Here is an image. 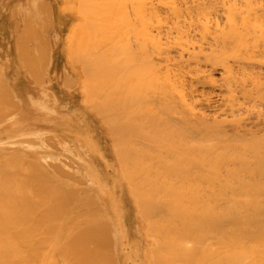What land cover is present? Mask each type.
<instances>
[{"label":"bare ground","instance_id":"1","mask_svg":"<svg viewBox=\"0 0 264 264\" xmlns=\"http://www.w3.org/2000/svg\"><path fill=\"white\" fill-rule=\"evenodd\" d=\"M43 1L15 4L24 13L12 28L19 53L0 54V264H121L124 225L85 146L66 137L71 144L60 145L50 132L51 146L67 145L47 149L48 131L27 129L40 98L6 76L11 62L19 80L37 81L46 67L34 54L40 36L30 40L49 18ZM64 1L78 22L69 39L76 70L62 84L83 90L111 127L116 172L141 219L139 264H264V131L247 135V125L234 136L228 126L229 116L244 121L264 106V0Z\"/></svg>","mask_w":264,"mask_h":264},{"label":"rangeland","instance_id":"2","mask_svg":"<svg viewBox=\"0 0 264 264\" xmlns=\"http://www.w3.org/2000/svg\"><path fill=\"white\" fill-rule=\"evenodd\" d=\"M1 2H0V4H1V6H0V22H2V23H0V35H1V37H0V48H1V51H0V54H5V55H8V56H6V59H9V57H10V59L8 60V61H10L11 60V58H13V56L14 55H16L17 53H19L17 50H16V47L14 46V43H15V37H16V40H17V38H19V37H17L18 35H16L15 37H14V32L16 31V30H13L12 31V28L13 29H19L18 27L20 26V25H23V23H20V19L19 18H17V16L18 17H20V16H22L24 13H23V11H21L20 10V12H19V10L17 9V11H16V13L15 12H13V11H15L16 9H15V7H16V5H17V7H18V5L19 4H21L22 6L23 5H25V3L27 2V3H29V1L31 2V3H33L34 4V2H32V1H34V0H29V1H26V0H0ZM37 0H35V2H36ZM38 1H40V2H37L38 3V5L43 9V7H44V4L45 3H42V0H38ZM58 1V2H57ZM14 2V3H13ZM21 2V3H20ZM43 2H46L47 4L46 5H48V6H50V11H49V18H48V20H47V22L46 21H44V20H42L41 21V23H45L44 25H42L40 22V24L38 25V20L40 21L41 19H42V17H41V15H43V13L41 12V11H39V9H38V5H35V7L37 8V9H35L36 10V12H34V13H39V16L41 17V19H36V18H40L39 16H37V15H34V17L33 18H35L34 20H36V22L34 21V24L33 25H31L32 27H34V26H36V25H38V27L36 26V27H34L35 28V36L32 38V39H30V40H33V42H36V41H38V45H40V46H42V47H40L39 46V48L37 47V49L39 50H37V51H34V54H36L37 55V53H42V52H44L43 53V55H45L46 57H44L42 54V56H40L39 54L37 55L38 57H43L42 58V60H44V62L46 63H44V62H42L43 64L41 65V64H39V68H43L42 66H46V67H44V70H43V72H44V74H43V72H42V74H43V76H42V74L41 73H39L38 75H40V76H37L36 78L38 79L37 81L39 82V83H37V81L35 82L34 81V79H32V78H30V77H25L23 80H19L18 79V76H16V72H17V70L16 69H18V63L17 64H15L14 66H13V64H12V62L11 63H9V65H10V67L8 68V71H7V78L8 79H14L15 81H16V83L18 84V86H19V88H23V87H26L27 88V90H29V92H30V95L34 98V99H39L40 98V103L38 102L39 100H32L34 103H35V106L33 107V105H32V107L35 109V110H37V112L35 113V114H33L32 116H31V121H30V125H31V127L29 126V122L27 123V129H29V128H31V129H35V130H39V131H41V132H45V131H48V132H46V136L45 135H43V136H45L46 137V140H45V138H44V140H42V141H47L48 140V144H49V141H51V142H53L52 141V139L54 138L55 140H57L56 142L57 143H59L60 145H62L63 143H72V141H73V143H72V145L74 144L75 146H78L79 147V143H80V147L81 146H85V148H84V150L87 152L86 153V156H85V159H86V161L87 162H89V164H91V166H92V168L94 169V171L96 172V174H97V180H96V183L98 184V187L100 188V190H103L104 189V191H105V193L106 194H110V195H112V198L114 199V201H115V203H116V206L118 207V210H119V213H120V217H121V219H122V222H123V225H124V229H125V235H124V237H123V239H122V243H121V245L118 247V251H120V252H118V256H119V259H120V261L122 262L121 264H139V261H138V259H137V257H136V255H135V249H136V247H140L141 245H142V241H143V236H142V233H141V230H140V225H141V219H140V216L139 215H137L138 214V210H137V206H136V204H135V202H134V199H133V196H132V194L130 193V190H129V188H128V184H127V182L126 181H121V178L120 177H118V174H117V160H116V156H115V153L113 152V136H111L112 135V131L110 130V125L109 126H106L105 125V123H107V122H105V121H102V119H101V116L99 117L98 116V113L96 112V113H93L92 111H91V109H89V105L87 104V102L85 103V99H87V97L85 96V92L83 91V90H81L80 88H77V86H73V87H69L70 88V90L66 87V85H64V84H62V80H63V78H62V76H63V73L64 72H66V73H68L69 75H74V72H75V64H74V62L72 61V58L70 59V57H72V56H70L71 55V53H70V42H69V39L71 38L70 36H72V34L74 33V30H72V29H75L76 28V21L78 22V20H76L77 18L76 17H74V15L72 14V13H70V11L69 10H67V12H66V10H65V6H67L66 5V3L64 4V0H44ZM30 3V4H31ZM36 3V4H37ZM59 3V4H58ZM16 4V5H15ZM29 4V5H30ZM41 4H42V6H41ZM57 4V5H56ZM14 5V6H13ZM34 6V5H33ZM2 7V8H1ZM8 7V8H7ZM39 7V8H40ZM9 8H10V10H9ZM19 8V7H18ZM41 8H40V10H41ZM57 8V9H56ZM59 8V9H58ZM13 9V10H12ZM54 9V10H53ZM24 10V9H23ZM34 10V11H35ZM59 10V11H58ZM39 11V12H38ZM56 11V12H55ZM55 12V13H54ZM59 12V13H58ZM13 13H14V15H13ZM33 13V14H34ZM42 13V14H41ZM57 14V15H56ZM7 15V17H5ZM12 17V19H11V17ZM33 16V15H32ZM37 16V17H36ZM44 16V15H43ZM53 16V17H52ZM62 16H64V17H62ZM53 19H52V18ZM62 17V18H61ZM32 18V19H33ZM73 18V19H72ZM5 19H7V20H5ZM16 19V20H15ZM132 19V18H131ZM3 20V21H2ZM9 20H10V22H9ZM51 20H53V22L51 21ZM76 20V21H75ZM6 21V22H5ZM11 21H12V25H11ZM15 21V22H14ZM50 21V22H49ZM67 22V23H64V22ZM71 21V22H70ZM132 21V20H131ZM14 22V23H13ZM133 22V21H132ZM5 23V24H4ZM17 23V24H16ZM35 23H37V24H35ZM47 23H49L50 25H48ZM15 24V25H14ZM53 24V25H52ZM59 24H61V25H59ZM58 25V26H57ZM75 25V26H74ZM7 26V27H6ZM9 26V27H8ZM15 26H17L16 28H15ZM39 26H41L42 28L44 27L45 28V30L46 31H44V29L42 30V28H40ZM75 28H74V27ZM78 26H79V24H78ZM77 26V27H78ZM11 27V28H10ZM47 27V28H46ZM6 28H7V30H6ZM40 28V29H39ZM4 29V30H3ZM47 29H48V31H47ZM71 29V30H70ZM7 31V33H6V31ZM10 30H11V33H10ZM60 30V31H59ZM131 30V29H129V28H127V32H129V31ZM62 31V32H61ZM75 31H76V29H75ZM39 32V33H38ZM41 32V33H40ZM45 32V33H44ZM6 35L5 37H4V34ZM42 33H44V36H43V34ZM47 33V34H46ZM54 33H57L58 34V36L56 35V34H54ZM67 33H69V34H67ZM9 34H11L10 36H9ZM36 34H37V37H38V35L40 36V39L42 38V40H40V39H37L36 40ZM41 34V35H40ZM71 34V35H70ZM127 34V33H126ZM132 33L130 32V35H131ZM54 35H56V36H54ZM128 36H126L125 38L126 39H130L131 40V42L130 41H128V42H130V46L132 47V44H133V46H134V41L131 39V38H133L132 37V35L130 36L129 35V33L127 34ZM9 36V37H8ZM48 38H47V37ZM52 36V37H51ZM43 37H44V39H43ZM53 37L55 38V37H57L55 40L53 39ZM8 38V39H7ZM34 39L36 40V41H34ZM6 40V41H5ZM11 41V42H10ZM53 41H55V42H53ZM57 41H59V42H57ZM65 41H66V44H65ZM68 41V42H67ZM127 41V40H126ZM133 41V42H132ZM39 42H42V43H39ZM63 42H64V44H63ZM9 43V48L7 49V44ZM50 43V44H49ZM54 44H56V45H54ZM62 44V45H61ZM3 45V46H2ZM66 46V47H63V46ZM60 46V47H59ZM68 46V47H67ZM6 47V48H5ZM46 47V48H45ZM49 47V48H48ZM59 47V48H58ZM63 47V48H62ZM5 48V49H4ZM43 48V49H42ZM41 49L42 50H44V51H42V52H40L41 51ZM65 49H67L68 51H66ZM6 50V51H5ZM9 50V51H8ZM16 50V51H15ZM47 50H49V51H47ZM4 51V52H3ZM49 54V55H47V53ZM50 52V53H49ZM46 53V54H45ZM60 53H61V55H60ZM63 53V54H62ZM67 54V55H66ZM63 55H64V57H63ZM49 56H50V59H49ZM60 57V58H59ZM48 58V59H47ZM67 58V59H66ZM47 59V60H46ZM60 59H62V60H60ZM47 62H46V61ZM49 60V61H48ZM53 60V61H52ZM57 60V61H56ZM63 60H67V63L65 62V61H63ZM73 63H72V62ZM57 64H56V63ZM59 62V63H58ZM48 63H49V65H48ZM66 63V64H65ZM70 65V66H68V65ZM71 64H74L73 66L71 65ZM48 65V66H47ZM65 65H67V66H65ZM57 66V67H56ZM62 66H64V67H62ZM71 67V68H70ZM14 69V71H13V69ZM66 68V69H65ZM68 68V69H67ZM41 69H37V71L38 70H41ZM48 69V70H47ZM55 69V70H54ZM63 69V70H62ZM75 69V70H74ZM67 70V71H66ZM69 70V71H68ZM72 73H71V72ZM12 75H11V74ZM50 73V74H49ZM52 73V74H51ZM54 73H56V74H54ZM13 78H12V77ZM48 77V80L49 81H47V77ZM51 76V77H50ZM39 77V78H38ZM17 78V79H16ZM44 79V80H41L40 81V79ZM52 78V79H51ZM54 78V79H53ZM58 79V80H56V79ZM51 80V81H50ZM29 81V82H28ZM50 82V83H49ZM54 82V83H53ZM43 83V84H42ZM48 83V84H47ZM36 84V85H35ZM39 84V85H38ZM41 84L43 85V86H41ZM47 84V86H44V85H46ZM57 84V85H56ZM60 84V85H59ZM23 85V86H22ZM32 85V86H31ZM63 85V86H62ZM40 86V87H39ZM54 86V87H53ZM42 87H45V88H43L44 90H42ZM65 87V88H64ZM30 88H32V89H30ZM63 88V89H62ZM73 88V89H72ZM46 90H49L50 92H49V95H48V91H46ZM60 90V91H59ZM79 90V91H78ZM42 91V93L40 94V92ZM62 91V92H61ZM74 91H77V92H74ZM53 93V97H54V99L53 100H55V98H56V100H57V102H56V104L54 103L55 101H52V105H53V103H54V105H56V106H53V107H51V109H50V107H45V105L43 106V104H46V105H48V106H50L51 104H50V102H51V100H52V98H50L51 96H52V93ZM45 93V94H44ZM46 93H47V95L48 96H46V97H49L48 99L47 98H45V95H46ZM50 93H51V96H50ZM55 93V94H54ZM80 93V94H79ZM58 94H59V97H58ZM67 94V95H66ZM41 95V96H40ZM44 95V96H43ZM57 95V96H56ZM82 95V96H81ZM246 95H243V94H239L238 95V99L239 100H243L244 98H246L245 97ZM58 97V98H57ZM244 97V98H243ZM41 98H42V100H41ZM47 100V102H45L46 100ZM81 98V99H80ZM240 98H243V99H240ZM75 99V100H74ZM44 100V101H43ZM36 101V102H35ZM41 101H43V102H41ZM49 101V102H48ZM75 101V102H74ZM45 102V103H44ZM73 102V103H72ZM34 103H32V104H34ZM263 104H264V102H263ZM37 105V106H36ZM67 105V106H66ZM262 105V103L260 104V106ZM41 108H43V110H39L40 109V107ZM43 106V107H42ZM86 106V107H85ZM259 106V105H258ZM62 109H61V108ZM262 107V106H261ZM261 107H257L256 109H254V111L251 113V114H249V115H244V116H242V119L243 118H245L244 119V121L242 120V121H240V122H237V118L236 119H234L233 118V120H232V118L229 116V118H228V122L230 123H232V124H229L228 126L230 127V131H229V133H230V135H234V136H237V135H239V136H241L242 134H244L245 135V133L244 132H246V131H243L244 130V128H245V130L247 129V127H248V130H247V132H246V134L248 135V131H249V133H251V132H255V131H258V132H262V131H264V128L263 129H261V127H263L264 126V122H260V124L262 125H260V124H258V125H260V126H258L257 125V123H259V121H255V119H257V120H259V117H261L262 119H260V121L262 120V121H264L263 119H264V114H262V113H264V106L261 108ZM52 112L54 109L55 110H57V111H55L54 110V114L53 113H48L49 114V116L55 121V124H49L48 122L51 120L49 117L47 118V111L46 110H48V109ZM52 108H53V110H52ZM46 109V110H45ZM67 109V110H66ZM39 110V111H38ZM42 111H44V112H46V113H43ZM35 112V111H34ZM49 112V111H48ZM92 112V113H91ZM256 112H258V118H257V116L255 115V117H253L254 116V114H257ZM260 112V113H259ZM38 115V117H37V115ZM57 114L59 115V117H57ZM64 114V115H63ZM97 114V115H96ZM263 116H262V115ZM51 115H53V116H51ZM66 115V116H65ZM252 115V116H251ZM250 116H251V119L253 118V120H254V122L252 123V121H250L249 120V118H250ZM39 117H44V118H40L39 119ZM62 117V118H61ZM246 117H248V119L246 118ZM47 118V119H46ZM63 118H65V119H63ZM66 118H68V119H66ZM90 118V119H89ZM62 119V120H61ZM61 120V121H60ZM245 120L249 123V124H247L246 123V125H245V123H242V122H245ZM36 121V122H35ZM252 123H250V122ZM44 122V123H43ZM102 122V125L100 124ZM105 122V123H104ZM42 123V124H41ZM47 123V124H46ZM62 123V124H61ZM241 123H242V125H241ZM33 125V126H32ZM41 125V126H40ZM243 125H245V126H243ZM248 125V126H247ZM253 125V126H252ZM29 126V127H28ZM37 126V127H36ZM92 126V127H91ZM103 126V127H102ZM233 126V127H232ZM247 126V127H246ZM249 126H250V129H249ZM258 126V127H257ZM34 127V128H33ZM36 127V128H35ZM42 129H41V128ZM59 127H61V130L59 131ZM65 127V128H64ZM67 127V128H66ZM110 127V128H109ZM260 130H259V129ZM238 129V130H237ZM55 130V131H54ZM95 130V131H94ZM110 130V131H109ZM242 130L243 131V133H241L240 131ZM99 131V132H98ZM234 131V132H233ZM50 132H54V134L55 133H57V134H53V135H51V136H53V138L52 139H50L49 140V138L47 137V134L48 135H50ZM62 132V133H61ZM109 132H111V134L109 133ZM58 133L60 134V135H58ZM92 133V134H91ZM232 133V134H231ZM237 133V134H236ZM263 134H264V132H262ZM41 134H44V133H41ZM41 134L40 135H35V136H31V137H34V139H35V142L37 141V143H38V140L39 141H41V139L42 138H40L41 137ZM52 134V133H51ZM61 134H63L62 136H61ZM83 134H85V135H83ZM236 134V135H235ZM42 136V137H43ZM51 136H49V137H51ZM62 137V138H61ZM65 137L70 141H68L67 139H65ZM84 137V138H83ZM110 137V138H109ZM65 139V141L66 142H64L63 140ZM71 139H72V141H71ZM63 142V143H62ZM62 143V144H61ZM70 143V144H71ZM111 144V145H110ZM36 145V144H35ZM60 145H58L57 147H53V145L51 146V143L48 145V147H47V149L49 148V149H53V150H57V149H59V147H61ZM67 145V144H66ZM65 144H64V146H66ZM4 146H6V145H4ZM51 148H50V147ZM64 146H62L59 150H58V152H61V153H63L62 152V150H64L63 148H64ZM36 147V146H35ZM8 148V149H7ZM12 147H6L5 149H7L8 151L7 152H10L12 149H11ZM93 150V151H92ZM88 156H89V158H88ZM92 156V157H91ZM105 157V158H104ZM33 158V157H32ZM91 159V160H90ZM33 160L35 161V158H33ZM116 160V161H115ZM110 162V163H109ZM116 167V168H115ZM108 178V179H107ZM64 179V178H63ZM103 184V185H102ZM104 186V187H103ZM106 189V190H105ZM108 192V193H107ZM127 192H129V193H127ZM132 196V197H131ZM129 211V212H128ZM137 226V227H136ZM136 230V231H135ZM138 230V231H137ZM139 232V233H138ZM137 234V235H136ZM139 234V235H138ZM137 236V237H136ZM125 240V241H124ZM124 241V242H123ZM136 241V242H135ZM138 241H140L141 243V245L140 244H137V243H139ZM137 244H135V243ZM126 245H128V246H126ZM136 245V246H135ZM133 252V253H132ZM133 254V255H132ZM131 257V258H130ZM135 258V259H134ZM127 259V260H126Z\"/></svg>","mask_w":264,"mask_h":264},{"label":"crops","instance_id":"3","mask_svg":"<svg viewBox=\"0 0 264 264\" xmlns=\"http://www.w3.org/2000/svg\"><path fill=\"white\" fill-rule=\"evenodd\" d=\"M1 55H2L3 57L5 56V54H1ZM6 56H7V55H6ZM6 56H5V57H6ZM5 57H4V58H5ZM6 60H7V59H6ZM8 60H9V59H8Z\"/></svg>","mask_w":264,"mask_h":264}]
</instances>
